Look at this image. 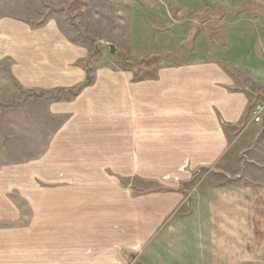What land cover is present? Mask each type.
I'll list each match as a JSON object with an SVG mask.
<instances>
[{
	"label": "crops",
	"instance_id": "crops-1",
	"mask_svg": "<svg viewBox=\"0 0 264 264\" xmlns=\"http://www.w3.org/2000/svg\"><path fill=\"white\" fill-rule=\"evenodd\" d=\"M249 2L258 13L236 10ZM138 12L154 14L162 47H178L164 53L188 43L189 58L151 81L97 72L71 100H51L50 114L65 119L40 129L44 153L24 166H0V264L246 259L247 244L261 243L264 186L230 169L243 162L242 150L254 155L264 144L248 132L264 136V122L251 118L264 100V0H160ZM85 58L53 24L0 20V66L8 63L18 87L44 93L42 100L83 85L86 70L77 63ZM234 75L259 91L238 87ZM71 147L83 150L71 156ZM248 164L261 168L255 156ZM113 177L160 180L162 193L135 196ZM187 232L207 249L184 241Z\"/></svg>",
	"mask_w": 264,
	"mask_h": 264
},
{
	"label": "rangeland",
	"instance_id": "rangeland-1",
	"mask_svg": "<svg viewBox=\"0 0 264 264\" xmlns=\"http://www.w3.org/2000/svg\"><path fill=\"white\" fill-rule=\"evenodd\" d=\"M155 2V3H154ZM160 4V0H0V20L10 19L28 24L31 28H41L50 23L56 26L69 42L80 46L86 51L84 63H77L82 69L87 70V75L91 77V86L97 72L112 73L115 75H131L135 82L151 81L157 77L162 67H175L183 65L189 58L192 47L186 44L183 50L174 53H164L169 50L177 51L178 47H162V37L154 29L156 18L154 14L137 13L138 8L151 7ZM159 7V6H158ZM157 7V8H158ZM134 9V10H133ZM159 9V8H158ZM252 10L258 13V8L251 2L242 5L239 10ZM133 11V12H132ZM145 22V25L143 23ZM103 43L112 44L117 48L114 55H110L109 49ZM222 43H217L214 48H222ZM218 46V47H217ZM0 66V166H24L29 162L38 159L41 148L40 140L42 134L40 129L45 131L48 127L57 129L64 122L63 116H52L49 112L51 100L63 101L71 100L75 95L69 92L65 96L56 92L50 93L42 100L44 93L38 95L33 91H24L18 87L16 82L10 77L8 63ZM238 87H247L251 93L258 92L259 89L234 75ZM88 87V86H87ZM82 90V89H81ZM80 90V91H81ZM259 104L264 105V100ZM254 133L264 139L263 134ZM45 139V138H44ZM264 143V142H263ZM253 153L243 151V162L234 169L235 173H242L248 176L250 184L264 186V144L256 143ZM79 147H71V156H79ZM91 153L87 151L86 156H94V149ZM90 154V155H89ZM63 148L56 146L54 149L56 170H61ZM259 169H251L249 161L254 158ZM255 167V164H252ZM242 169H239V168ZM1 168V167H0ZM217 173L225 171L217 169ZM108 174L114 176L113 173ZM116 178L122 187H131L135 196L142 194L162 193V181ZM199 178L197 182H199ZM222 175L216 176V182L222 183ZM55 187L61 186V181L56 180ZM191 186L184 188L189 189ZM15 198V197H14ZM16 200V198H15ZM24 214H26L24 212ZM179 214V213H178ZM264 220V213H263ZM24 221V220H23ZM264 226V222H263ZM186 232V231H185ZM184 232V233H185ZM172 233L169 240L174 238ZM184 241L193 240L207 249L205 239L202 236L190 237L188 232L184 235ZM158 239V235H156ZM158 241L156 247L165 243ZM261 243L254 246L247 244V258H230L220 260H209L201 258L199 260L192 257L177 258L176 260H160L159 264H264V228L262 230ZM172 245V246H171ZM174 243L168 242V246L173 248ZM167 246V247H168ZM187 249L188 246H183ZM175 248V247H174ZM253 249V250H252ZM253 252V253H252ZM178 253L176 252L175 255ZM190 252H184L189 256ZM201 254V252H200ZM207 256V252L202 253ZM128 261H131L130 257ZM142 260L135 264H144Z\"/></svg>",
	"mask_w": 264,
	"mask_h": 264
},
{
	"label": "built area",
	"instance_id": "built-area-1",
	"mask_svg": "<svg viewBox=\"0 0 264 264\" xmlns=\"http://www.w3.org/2000/svg\"><path fill=\"white\" fill-rule=\"evenodd\" d=\"M252 122L263 124L264 122V105H256L251 111Z\"/></svg>",
	"mask_w": 264,
	"mask_h": 264
},
{
	"label": "trees",
	"instance_id": "trees-1",
	"mask_svg": "<svg viewBox=\"0 0 264 264\" xmlns=\"http://www.w3.org/2000/svg\"><path fill=\"white\" fill-rule=\"evenodd\" d=\"M86 73H87V70H86ZM86 75H87V74H86ZM90 84H91V77H89V76L87 75L86 82H85L83 85L79 86V88H78L77 91L74 93V95H77V94L80 92L81 89H83V88L86 87V86H89Z\"/></svg>",
	"mask_w": 264,
	"mask_h": 264
},
{
	"label": "water",
	"instance_id": "water-1",
	"mask_svg": "<svg viewBox=\"0 0 264 264\" xmlns=\"http://www.w3.org/2000/svg\"><path fill=\"white\" fill-rule=\"evenodd\" d=\"M103 46L109 49L110 55L116 54L117 48L114 45L108 44V43H103Z\"/></svg>",
	"mask_w": 264,
	"mask_h": 264
}]
</instances>
